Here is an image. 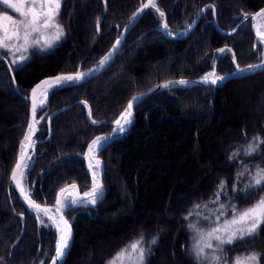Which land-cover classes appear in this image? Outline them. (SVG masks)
Returning a JSON list of instances; mask_svg holds the SVG:
<instances>
[{
    "label": "trees",
    "instance_id": "1",
    "mask_svg": "<svg viewBox=\"0 0 264 264\" xmlns=\"http://www.w3.org/2000/svg\"><path fill=\"white\" fill-rule=\"evenodd\" d=\"M145 1L63 0L60 24L64 35L56 46L28 53V60L18 67L12 65L10 53H0L10 63L20 93L15 92L12 77L0 61V264H48L55 245L51 228L38 225L10 189V173L29 116V103L23 96L47 77L96 66ZM158 7L172 34L185 31L202 9L209 8L193 31L179 40L168 39L159 31L161 18L149 9L106 71L50 95L46 108L38 114L47 112L33 166L25 175L35 202L52 204L63 187L89 182L82 155L96 135L109 129L91 125L90 113L96 122H113L135 94L154 85L199 78L215 66L219 75L231 72L229 48L241 67L258 61L249 24L236 35L225 36L214 22L222 31L231 32L245 16L264 8V0H158ZM221 48L228 50L217 58ZM162 62L165 67L160 66ZM256 81H262L256 86V97L263 93L264 72L231 80L215 91L177 90L143 101L136 108L132 130L100 153L106 195L95 208L76 212L65 264H109L141 236L144 264H175L178 256L180 264H204L196 262L189 250L194 215L219 207L231 216L264 197L262 190L245 191L253 183L257 167L264 168V143L259 151L245 155L254 137L264 139V114L242 106L243 86ZM8 104L18 109L9 111ZM69 105L73 107L52 118V134L46 141L48 116ZM221 180L225 181L223 190ZM189 212L192 215L185 219ZM154 237L157 242L152 244ZM253 253L264 264V224L255 237L226 244L221 264H234L237 258Z\"/></svg>",
    "mask_w": 264,
    "mask_h": 264
},
{
    "label": "snow or ice",
    "instance_id": "2",
    "mask_svg": "<svg viewBox=\"0 0 264 264\" xmlns=\"http://www.w3.org/2000/svg\"><path fill=\"white\" fill-rule=\"evenodd\" d=\"M61 5L62 0H0V8H4V6H6V9H11L17 14V16L14 17L10 14H6V10L0 11V51L11 53L13 57H15L17 53H20L19 60L17 61L13 59L12 61L13 64H19L28 60L29 57L25 54L28 53L30 48H39L41 51L51 49L54 46V42L58 41L64 35L63 26L60 24ZM149 7L154 9L160 16L162 27L165 30V35H171V33L167 31V23L164 22L165 13L158 7V0H148L147 3L143 4L141 8L133 14L132 19L135 20L145 9H148ZM213 12H215V8H213ZM257 17L264 18V10L253 16L252 19L256 20ZM99 27L100 22L98 20L97 31H99ZM48 34H51V38H49ZM257 37L258 42L264 44V30H257ZM119 44L120 41L117 40L113 48L115 49ZM219 51L223 53L224 49H220ZM111 56L112 53L110 52L99 62V66L101 68L104 67ZM250 67H264V63ZM95 71H97V69L92 70V72ZM86 75L88 74L80 71H77L75 74L59 75L54 79L41 81L32 89L31 113L33 122L29 123V131L24 137V141H27L29 146H31L32 143V135L36 131L34 125L39 123V120H37L38 108L44 106L45 100L49 94V89L53 86L80 83ZM211 77L212 78L210 79L209 76H205L203 83L210 82L212 85H216L224 79L223 77L215 75V73H212ZM172 83L173 82H168L160 87L169 88ZM175 83L179 85H186L188 82L185 80H179ZM41 97H43V99H39L38 104V98ZM138 99L139 97H133L132 100L129 101L128 106L121 114V117L115 121L117 127L113 129L114 132H123L125 131V125L131 124L132 109ZM89 118H91V114ZM92 122L96 123L95 120ZM104 139L106 138L97 137L89 145V154L92 159L96 160V168H99L100 161L95 158L94 153L98 147L102 145V141ZM24 141L21 142L22 148L24 147ZM262 143H264V139L259 136L254 137L253 142L248 144L245 155H252L259 151L260 144ZM238 154L239 153H234V155ZM24 156L25 154L22 153L16 167L13 169L11 179L15 183V186L20 191L21 195L24 196L29 207L43 211L49 216V219L56 224L57 232L60 233V235L55 246L56 255L53 259V264H59V262L63 261V258L67 255V250L70 247L71 227L69 226L68 221L64 220L63 216H60L59 221H57L55 216L49 214L50 209H41V206L35 203V201L26 193L22 186L24 169L27 167L23 163ZM231 158L232 157H230V159ZM89 170L92 171L93 174V186L91 190L89 192H85L83 194V198H80L78 194L74 195L70 205H65L62 197L65 196L69 190L67 188L61 189V192L57 195L56 202L58 212L62 211L65 207L76 206L85 202L95 206L98 201H102L104 189L102 184L96 179V172L93 171L91 163L89 164ZM252 180L253 183L247 186L245 189L246 192H249L250 194L253 189L264 191V168L257 167L255 176L252 177ZM70 187L74 191L76 190L77 185L72 184ZM219 188L221 190L225 188V181H220ZM233 191H236L235 186H233ZM218 199L219 194H217V200ZM196 207L199 208L200 205H196ZM191 215L192 212H189L185 219H188ZM61 224L63 227H61ZM262 224H264V197H261L260 200H258L251 207L245 209L243 212L234 214L233 218L230 221H226L222 226L218 225L211 228L206 233H200L203 244L201 245L199 241L196 244L195 254L197 260L204 261L209 259V257L205 254V249H211L213 251L216 250L212 244L213 240L217 242L218 247L219 245L233 244L238 239L243 240L246 237L252 238L256 236L257 231ZM189 227L192 228L193 225L190 224ZM143 239L144 237L141 236L138 240L132 242L128 246V249H122L121 252L109 262V264H117V261L122 262V258L126 254L130 257L132 254H135L131 264H144L145 249L142 246ZM156 242L157 238L154 237L152 239V244H155ZM221 251H223V249H221ZM210 259L213 264H217L220 257L213 255ZM236 264H259V258L257 254L253 253L248 257L238 260Z\"/></svg>",
    "mask_w": 264,
    "mask_h": 264
},
{
    "label": "water",
    "instance_id": "3",
    "mask_svg": "<svg viewBox=\"0 0 264 264\" xmlns=\"http://www.w3.org/2000/svg\"><path fill=\"white\" fill-rule=\"evenodd\" d=\"M148 0L145 2L147 3ZM144 3V4H145ZM141 8V7H140ZM139 8V9H140ZM138 9V10H139ZM150 9V7L148 9H145L135 20L132 19V17L130 18V20L128 21V23L125 25V27L123 28L120 36L114 41L113 43V46L116 44L117 40L120 41V44L114 49L113 46L111 47V49L109 50V52L105 55L107 56L110 52L112 53V56L111 58L107 61V63L105 64L104 67H100L99 66V63L97 66L87 70V71H84L83 73H86L88 75L85 76V78L80 82V83H76V84H66L64 86H53L50 91H49V94L47 96V99L49 98V96L55 91V90H58V89H62V88H67V87H71V86H77V85H80V84H83V83H86L88 82L89 80L99 76L100 74H102L104 71H106L113 63L114 61L116 60L117 56H118V52L123 44V42L125 41L127 35L129 34V32L138 24V22L142 19V17L145 15V13ZM137 10V11H138ZM262 10H264V8H262L261 10H259L258 12L254 13V14H251V15H248L246 16V18L241 22L239 23L236 28L228 33V32H224L222 31L218 25L216 24V22H214L215 24V27L217 29V31L222 34V35H225V36H234L243 26H245L247 23H250V26H251V33L252 35L254 36L255 38V49H256V43L258 42V37H257V30H258V20L262 17H257L256 20H253L252 17L255 16L257 13H260ZM136 11V12H137ZM205 9L201 11L199 17L195 20V22L187 29V31L179 36V35H167L168 38H171V39H174V40H179V39H183L185 37H187L191 32L192 30L194 29V27L197 25V23L199 22L200 18H201V15L204 13ZM135 12V13H136ZM102 18H100L99 22H101ZM162 31H165L162 27ZM221 49H224V52H225V48H221ZM220 50V49H219ZM217 51V56H220L221 52L220 51ZM233 55V59H232V64H233V70L229 73H226L224 75H222L221 77H223V81L222 82H218L216 85H212L210 82L209 83H203V79L204 77H200V78H181V79H173V80H170V81H167V82H163V83H160V84H157V85H154L153 87L145 90V91H141L137 94H135L133 97H139V99L135 102V106L133 107L132 109V116H131V124L129 125H125V131L123 132H114L113 129L116 128V124H115V121L117 119H119L121 117V114L125 111V109L127 108L128 104L126 105L125 109L123 110V112L119 115V117L113 121V122H106V121H102V122H98V123H93V119H92V115H91V118L90 119V124L97 127V126H100V125H106L109 127V129H107L106 131H103L101 132L100 134L96 135L89 143H88V146H87V149L85 151V154L82 156V159L85 161V166H86V169L89 173V176H91L90 174V171H89V168H88V160H91L95 165H96V160L95 159H92L91 158V155L89 154V145L91 144V142L93 140H95L97 137H104L106 139H104L102 141V144H103V147L96 153L95 155V158L98 159L100 161V166H99V179L98 181L102 184L103 186V189H104V196H103V199L105 198V195H106V183H105V180L106 178L104 177V171H105V164H104V161L100 158L99 156V153L106 147H108L110 144H112L113 142L117 141V140H120L122 139L123 137H125L131 130L132 128L134 127V123H135V113H136V108L143 102L145 101L146 99L154 96V95H157V94H160V93H163V92H170V91H176V90H184V89H192V88H212L214 91L216 89H219V88H222L227 82L231 81V80H238V79H244V78H248V77H251V76H255L259 73H262L264 72V67H250V66H256V65H260L262 63H264V61L262 62H258V63H254V64H250V65H246L244 67H240L238 64H237V61H236V58L234 57V53L232 52L231 48L229 49ZM104 56V57H105ZM103 57V58H104ZM102 58V59H103ZM0 61H2L11 77H12V81H13V85H14V90L16 93L20 94L19 93V90H18V87L16 85V82L13 78V74H12V69L8 63V61L3 58V57H0ZM235 61V62H234ZM93 69H97V71L95 72H92ZM69 74H75V73H62V74H58V75H54V76H51V77H47L43 80H50V79H54L56 76H59V75H69ZM211 79V78H210ZM41 80V81H43ZM179 80H185L187 81L188 83L186 85H179V84H176L175 82L176 81H179ZM40 81V82H41ZM39 82V83H40ZM168 82H173L172 84H170L169 88H162L160 87L161 85L165 84V83H168ZM37 83V84H39ZM36 84V85H37ZM35 85V86H36ZM34 86V87H35ZM33 87V88H34ZM32 88V89H33ZM32 89L31 91L29 92V94L27 96H23V99H25L27 102H29V121H28V125H27V129H26V133H28L29 131V123L33 122L32 120V113H31V109H32ZM132 97V98H133ZM132 98L130 100H132ZM39 99V98H38ZM38 102V101H37ZM79 104H84L83 102H78ZM129 103V102H128ZM73 105H69V106H65L61 109H59L58 111L52 113L49 117H48V120H47V123H48V128H49V136L47 138V140L50 139L51 137V126H50V122H51V119L53 116L59 114V113H62L66 110H69L70 108H72ZM91 114V113H90ZM36 131L35 133L32 135V143H31V146H29V143L27 142L26 145H24L23 148H20V151H19V154H18V157H17V160L11 170V173H10V181H9V184H10V187L12 188L13 192H14V195L16 197V200L24 207L25 211L31 215L32 217H34L37 221H38V216H37V212H41V210H38V209H35V208H31L29 207L28 203L26 200H23L20 198V191L16 188L15 186V183L12 181L11 179V176H12V172H13V169L16 167V164L18 162V160L20 159L22 153L25 154L24 156V160H23V163H25L27 157L29 156L30 152H35L36 150V146L38 144V142L36 141V136L39 132V129H38V123H36L34 125ZM25 137V136H24ZM24 141V139H23ZM25 142V141H24ZM22 147V146H21ZM20 178V177H18ZM71 185L69 186H66L64 187L63 189L67 188L68 190L71 189L70 187ZM93 186V180L91 179V181L85 185H82V186H77L76 190L72 191L73 194L72 196L70 197L67 205H70L71 203V200L73 198L74 195H77L80 197V198H83V194L85 192H89L91 190ZM61 192V191H60ZM59 192V193H60ZM102 199V200H103ZM56 202H57V198L56 200L52 203V205H46V204H39L41 206V209L43 208H47V209H50V215H55L57 214V219L59 221V217L60 216H63L64 220L68 221V217H67V214L69 212L70 209L74 208V206H71V207H65L63 209V211H57V205H56ZM101 201H98L97 204L95 206L93 205H90L91 208H95ZM36 203V202H35ZM38 204V203H37ZM89 205L87 204H81V205H77L75 207H88ZM43 214H45L43 211H42ZM46 215V214H45ZM24 217V216H23ZM47 219L48 218V215H47ZM69 224V222H68ZM69 226L71 227V225L69 224ZM61 227H63V225L61 224ZM23 230H24V226H23ZM22 230V231H23ZM54 232H55V246H56V242L59 238V235L60 233L57 232L56 228H54ZM72 240H73V230H72V227H71V240H70V247L69 249L67 250V255L63 258V261L59 262V264H65V261L68 257V254H69V251H70V248H71V244H72ZM55 246H54V252H53V255H52V258L50 260V262L48 264H53V259L55 258Z\"/></svg>",
    "mask_w": 264,
    "mask_h": 264
},
{
    "label": "rangeland",
    "instance_id": "4",
    "mask_svg": "<svg viewBox=\"0 0 264 264\" xmlns=\"http://www.w3.org/2000/svg\"><path fill=\"white\" fill-rule=\"evenodd\" d=\"M63 2V0H62ZM6 10V14H10L12 16H17V14L15 12H13L11 9H6V6H4V8H0V11H5ZM259 30H264V26L260 27ZM252 34V33H251ZM49 35V38H51V34H48ZM164 35V34H163ZM253 36V35H252ZM62 38V37H61ZM61 38L58 40V41H55L54 42V46H56L59 41L61 40ZM53 46V47H54ZM52 47V48H53ZM51 48V49H52ZM40 49L39 48H30L28 53L30 52H35V51H39ZM50 49H46L44 51H49ZM254 53L257 54V57H258V61L255 62V63H258V62H262L264 61V44H261V43H257V48L256 49H253ZM1 52H6V51H0ZM41 52V50H40ZM28 53H26L25 55L28 56ZM19 56H20V53H17L15 57H13L10 53V57H11V61H13V59L15 60H19ZM12 65L14 67H18L21 65V63L19 64H13V62H11ZM161 63V62H160ZM216 64V62H215ZM160 66H166V63H163L160 65ZM215 68V67H214ZM212 73H215V75L217 76H222V75H219L216 73V70L212 69L210 72H208L207 74H205V76H209L210 78L211 77V74ZM204 76V77H205ZM114 78L112 79L111 78V81L110 83L111 84H114ZM262 85V81H256V82H253V83H250L248 85H245L243 86V91L244 92V95H243V103H242V106L244 107V109L246 111H248L249 109L254 113V114H258V115H262L264 114V88H263V93L259 94L258 96L254 97L255 94L254 92L257 90V87L256 86H260ZM257 95V94H256ZM46 103V101H45ZM44 103V104H45ZM42 108V107H40ZM7 109L9 111H16L18 109V107H16L15 105L13 104H8L7 105ZM44 115L42 116H37V120H39L41 122V120H44L43 117ZM252 126H254L252 124ZM18 155V154H17ZM31 160H32V157L28 158L26 163L24 165H26L27 167L25 168V172H24V176L22 178V184H23V187L26 191V193H30L31 191L29 190V188L27 187V185L25 184V175H26V171L31 163ZM94 168V171L96 172V175H98L99 173V168H96V166L93 167ZM73 192L71 191L68 195H65L64 196V199H63V202L65 203V205H67L70 197L72 196ZM83 207H75L70 209L68 214H67V217H68V220L70 223H73L74 221V218L76 216V212L81 209ZM38 216H39V223L42 227L44 228H49V227H52V223L45 217V215L43 214H39L38 213ZM234 215H229L227 214L226 212H224L221 208H214L213 210H201L200 213H197L194 215V219L192 220V223L191 225H193V227L191 228L193 233H192V238H191V245H190V248L189 250H191V252L194 254V259L196 262L198 263H204V264H213V262L211 261V256L215 255V256H218L220 257V254H221V249H223V247L226 245H219L217 247V242L215 240L212 241V244L214 246V248L216 249L215 251L211 250V249H205V254L209 257L208 260H204V261H198L197 260V257H196V254H195V247H196V244L197 242L199 241L201 243V245L203 244V240L201 238V235L200 233H206L207 231H209L211 228L213 227H216L218 225L222 226L226 221H230L232 218H233ZM166 220H173V217L172 216H166L165 217ZM54 228V227H52ZM1 232H0V237H1ZM247 238V237H246ZM245 238V239H246ZM239 240V239H238ZM130 251V249H129ZM177 255V254H176ZM250 256V255H249ZM135 257V254H132V256L130 257L129 255H125L123 258H122V262L121 261H117V264H131L132 260L134 259ZM245 257H248V256H245ZM245 257H240V258H237L234 262V264H236V262L242 258H245ZM175 264H180V259H179V256L178 258L174 261ZM222 261L221 259L217 262V264H221ZM40 264H43V262H40Z\"/></svg>",
    "mask_w": 264,
    "mask_h": 264
},
{
    "label": "bare ground",
    "instance_id": "5",
    "mask_svg": "<svg viewBox=\"0 0 264 264\" xmlns=\"http://www.w3.org/2000/svg\"><path fill=\"white\" fill-rule=\"evenodd\" d=\"M257 25H258V30H259V28L260 27H262V26H264V18H260L259 20H258V23H257ZM51 89V88H50ZM50 89H49V91H50ZM39 99H43V97H41V98H39ZM39 99H38V104H39ZM46 101V100H45ZM27 144V141H25L24 142V145H26ZM103 147V144L100 146V147H98V149L95 151V153H94V155H96V153L101 149ZM92 164V167H93V162L91 161V160H88V166H89V164ZM94 171V170H93ZM90 173H91V175H92V179H93V174H92V171H90ZM96 179H97V175H96ZM22 186H23V184H22ZM24 188V187H23ZM70 191H73L72 189L70 190L69 189V191H68V193H66L65 195H67V194H69V192ZM28 194V193H27ZM29 195V194H28ZM20 198L21 199H23V200H25V198H24V196H22L21 195V193H20ZM64 199V196L62 197V200ZM83 204V203H82ZM84 204H87L86 202L84 203ZM78 205H80V204H78ZM87 205H91V204H87ZM57 208V207H56ZM39 214H42V211L41 212H38ZM55 217H56V219H57V214H55L54 215ZM48 218H49V216H48ZM52 224V226L54 227V228H56V224H54L53 223V221L52 220H50V219H48ZM57 221H58V219H57ZM56 230H57V228H56Z\"/></svg>",
    "mask_w": 264,
    "mask_h": 264
},
{
    "label": "flooded vegetation",
    "instance_id": "6",
    "mask_svg": "<svg viewBox=\"0 0 264 264\" xmlns=\"http://www.w3.org/2000/svg\"><path fill=\"white\" fill-rule=\"evenodd\" d=\"M209 7H206V8H204L205 9V11L208 9ZM202 11V10H201ZM244 20V19H243Z\"/></svg>",
    "mask_w": 264,
    "mask_h": 264
}]
</instances>
